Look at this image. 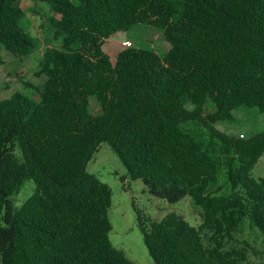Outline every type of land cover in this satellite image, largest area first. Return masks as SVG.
<instances>
[{"label": "trees", "instance_id": "16d2710c", "mask_svg": "<svg viewBox=\"0 0 264 264\" xmlns=\"http://www.w3.org/2000/svg\"><path fill=\"white\" fill-rule=\"evenodd\" d=\"M37 1L52 34L37 71L45 89L0 102V264H137L111 241L112 188L87 169L103 142L151 194L200 209L199 225L139 213L156 264H256L226 247L245 218L264 237V178L252 176L264 131L216 124L239 107L264 112V0ZM26 16L23 0H0V67L4 51L38 49ZM140 24L164 34L165 55L124 44ZM27 180L35 191L17 206Z\"/></svg>", "mask_w": 264, "mask_h": 264}, {"label": "rangeland", "instance_id": "374dc122", "mask_svg": "<svg viewBox=\"0 0 264 264\" xmlns=\"http://www.w3.org/2000/svg\"><path fill=\"white\" fill-rule=\"evenodd\" d=\"M23 6L27 12L25 25L40 43L33 54L23 58L3 52L6 62L0 67L2 83L0 102L16 92L25 94L31 100H38L39 93L45 89V78L38 76L37 71L52 35L47 26H44L49 8L37 0H23ZM127 36L129 39L125 41H131L135 47L154 50L161 55H165L171 48L164 34L154 26L140 24ZM186 108L192 110L194 105L188 103ZM213 108V105L206 107L205 111L211 112ZM89 110L91 113H100V107L94 97L90 98ZM233 114L232 120L220 122L216 127L227 134L241 137L244 134L251 137L264 131V112L257 108L239 107ZM189 126L195 129L193 131L198 136L203 135L204 130L197 124L191 123ZM87 169L112 188L113 197L109 211L112 223L111 241L117 249L124 251L137 264H156L146 246L139 213L146 216L144 220L146 224H149L150 220L160 221L172 212L184 216L193 225L201 223L200 209L190 197L171 203L151 194L141 179H132L118 154L106 142L100 145L98 152L89 161ZM252 176L257 180L264 178V154L255 165ZM34 191V182L27 180L20 192L12 196V201L20 206ZM234 247L246 248L251 262L264 264V237L249 218L244 219L235 234V239L226 248Z\"/></svg>", "mask_w": 264, "mask_h": 264}, {"label": "built area", "instance_id": "2783aa9c", "mask_svg": "<svg viewBox=\"0 0 264 264\" xmlns=\"http://www.w3.org/2000/svg\"><path fill=\"white\" fill-rule=\"evenodd\" d=\"M124 44L127 45V46H131L133 45L131 41H124ZM243 136V135H242Z\"/></svg>", "mask_w": 264, "mask_h": 264}, {"label": "crops", "instance_id": "0c3cea01", "mask_svg": "<svg viewBox=\"0 0 264 264\" xmlns=\"http://www.w3.org/2000/svg\"><path fill=\"white\" fill-rule=\"evenodd\" d=\"M129 39V38H128ZM132 40V39H131ZM133 41V40H132Z\"/></svg>", "mask_w": 264, "mask_h": 264}]
</instances>
